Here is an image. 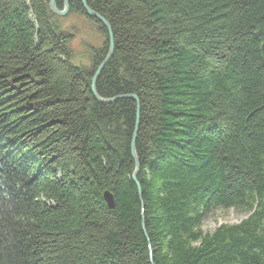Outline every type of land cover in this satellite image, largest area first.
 Masks as SVG:
<instances>
[{"label": "trees", "instance_id": "obj_1", "mask_svg": "<svg viewBox=\"0 0 264 264\" xmlns=\"http://www.w3.org/2000/svg\"><path fill=\"white\" fill-rule=\"evenodd\" d=\"M87 3L99 96L139 99L142 195L137 103L92 91L106 28L70 1L103 37L76 63L50 0H0V264H264V0Z\"/></svg>", "mask_w": 264, "mask_h": 264}, {"label": "rangeland", "instance_id": "obj_2", "mask_svg": "<svg viewBox=\"0 0 264 264\" xmlns=\"http://www.w3.org/2000/svg\"><path fill=\"white\" fill-rule=\"evenodd\" d=\"M63 27L74 34L73 49L77 55L76 63L83 62L89 64V56L85 49L87 45L99 48L103 43V37L98 29L86 18L71 15L60 17ZM247 215L234 209L218 210L210 214L205 222L203 229L205 232H213L216 228L225 224H238L246 219Z\"/></svg>", "mask_w": 264, "mask_h": 264}, {"label": "water", "instance_id": "obj_3", "mask_svg": "<svg viewBox=\"0 0 264 264\" xmlns=\"http://www.w3.org/2000/svg\"><path fill=\"white\" fill-rule=\"evenodd\" d=\"M70 1L71 0H64V9L61 11L58 7L57 0H50L51 12L53 14L59 16V17L67 16L70 12ZM82 3H83L84 9H85L87 15L90 18H94V19L98 20L106 28V30L109 34L110 47H109L108 54H107L106 58L104 59V61L100 64V66L96 70V72L93 76V79H92V91H93L95 98L97 99V101H99L100 103H104V104L114 103L120 99H132L137 103V106H138L136 127H135V131H134L133 138H132V144H131V152H132L133 160L135 162V170H134L132 179L136 183L139 195L141 197V195H142L141 186L138 182V176H139V172H140V168H141V163H140L139 156L137 154V135H138L139 124H140L139 99L137 96H120V97H116V98H112V99H103L99 96V94L97 92L98 80H99L100 76L102 75L104 69L108 65V63L113 58L114 52H115L114 34H113L112 27H111L110 23L104 17H102L101 15H99L98 13L93 11L88 6L87 0H82ZM104 199H105V202L107 203V205L110 209H113L115 207V201H114V198H113L111 193L106 192L104 194Z\"/></svg>", "mask_w": 264, "mask_h": 264}, {"label": "bare ground", "instance_id": "obj_4", "mask_svg": "<svg viewBox=\"0 0 264 264\" xmlns=\"http://www.w3.org/2000/svg\"><path fill=\"white\" fill-rule=\"evenodd\" d=\"M98 127V126H97Z\"/></svg>", "mask_w": 264, "mask_h": 264}]
</instances>
